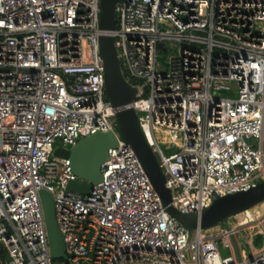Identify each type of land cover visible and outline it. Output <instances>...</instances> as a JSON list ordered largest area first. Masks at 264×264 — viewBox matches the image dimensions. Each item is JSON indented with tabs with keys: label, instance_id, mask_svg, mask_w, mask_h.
Segmentation results:
<instances>
[{
	"label": "built area",
	"instance_id": "1",
	"mask_svg": "<svg viewBox=\"0 0 264 264\" xmlns=\"http://www.w3.org/2000/svg\"><path fill=\"white\" fill-rule=\"evenodd\" d=\"M100 2L0 0V264H264L254 245L264 215L242 225L243 210L228 227L190 233L167 209L200 213L264 179V0L116 3V46L168 205L106 95ZM167 50L168 65L158 59ZM97 131L118 138L102 179L88 194L69 190L86 179L55 151ZM159 135L177 149L165 153ZM41 189L55 199L67 258L51 254Z\"/></svg>",
	"mask_w": 264,
	"mask_h": 264
},
{
	"label": "water",
	"instance_id": "2",
	"mask_svg": "<svg viewBox=\"0 0 264 264\" xmlns=\"http://www.w3.org/2000/svg\"><path fill=\"white\" fill-rule=\"evenodd\" d=\"M118 0L100 2V51L105 64V92L117 109L118 130L121 137L135 149L153 186L160 194L163 204L171 202V189L166 184V176L158 157L148 143L141 127L137 111L133 105L137 87L127 80L122 68L113 30L117 26L116 3ZM161 48L164 44L160 43ZM248 142L251 139H246ZM113 131H97L81 137L71 148L59 147L55 153L70 157L73 170L86 181L74 179L68 189L88 194L92 184L102 179L101 163L107 157L110 146L117 144ZM51 254L54 258H67L64 234L59 229L55 213V199L46 189L40 191ZM264 200V179L247 190L227 193L217 197L210 206L200 213H184L173 205H168L170 214L176 216L191 233L195 228L209 227L221 221L229 226L228 220L238 212L251 208ZM236 256L242 259L241 248L235 235L232 236Z\"/></svg>",
	"mask_w": 264,
	"mask_h": 264
},
{
	"label": "rangeland",
	"instance_id": "3",
	"mask_svg": "<svg viewBox=\"0 0 264 264\" xmlns=\"http://www.w3.org/2000/svg\"><path fill=\"white\" fill-rule=\"evenodd\" d=\"M174 53H175L174 50H171V51L167 50V52L166 51L159 52L158 59L162 64L168 65L169 64L168 59ZM158 140H159V144L161 145V147L163 148V150L167 154H170L177 149V148L172 147V145L166 140V138L163 135H159ZM255 207H256V209L258 208L262 212H264V200L262 202L256 204L255 206H253V208H255ZM238 218H239V223H240L244 219H247V216L244 212H242L240 214V217H238ZM229 220L232 221V218H230ZM221 222L224 223L223 221H221ZM245 235H246L245 231H242V230L238 233V239L241 241L242 249L246 252V251H248V249L250 251L251 248L245 242ZM263 244H264L263 237L261 235H257L255 238V241H254V245L259 248V247H262Z\"/></svg>",
	"mask_w": 264,
	"mask_h": 264
},
{
	"label": "bare ground",
	"instance_id": "4",
	"mask_svg": "<svg viewBox=\"0 0 264 264\" xmlns=\"http://www.w3.org/2000/svg\"><path fill=\"white\" fill-rule=\"evenodd\" d=\"M250 210H252V214L247 213ZM243 212L246 214L247 219H244L242 222H240V223H242V225L247 224L251 221H255L256 219H258V217L264 215V212H262L258 208L256 209V207L255 208L251 207V208L245 209Z\"/></svg>",
	"mask_w": 264,
	"mask_h": 264
},
{
	"label": "trees",
	"instance_id": "5",
	"mask_svg": "<svg viewBox=\"0 0 264 264\" xmlns=\"http://www.w3.org/2000/svg\"><path fill=\"white\" fill-rule=\"evenodd\" d=\"M247 213H248V214H252V210L248 211ZM251 222H253V221H251ZM251 222H249V223H251ZM249 223H248V224H249Z\"/></svg>",
	"mask_w": 264,
	"mask_h": 264
}]
</instances>
